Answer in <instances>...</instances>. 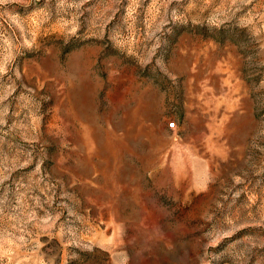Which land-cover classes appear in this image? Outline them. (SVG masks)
Listing matches in <instances>:
<instances>
[{
    "label": "rangeland",
    "instance_id": "1",
    "mask_svg": "<svg viewBox=\"0 0 264 264\" xmlns=\"http://www.w3.org/2000/svg\"><path fill=\"white\" fill-rule=\"evenodd\" d=\"M0 264H264V0H0Z\"/></svg>",
    "mask_w": 264,
    "mask_h": 264
},
{
    "label": "built area",
    "instance_id": "2",
    "mask_svg": "<svg viewBox=\"0 0 264 264\" xmlns=\"http://www.w3.org/2000/svg\"><path fill=\"white\" fill-rule=\"evenodd\" d=\"M171 127H175V123H171V125H170Z\"/></svg>",
    "mask_w": 264,
    "mask_h": 264
}]
</instances>
